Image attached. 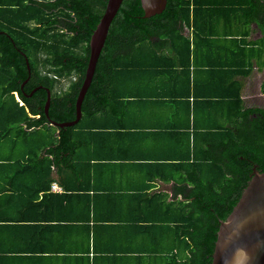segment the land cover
Wrapping results in <instances>:
<instances>
[{
	"label": "trees",
	"instance_id": "trees-1",
	"mask_svg": "<svg viewBox=\"0 0 264 264\" xmlns=\"http://www.w3.org/2000/svg\"><path fill=\"white\" fill-rule=\"evenodd\" d=\"M105 3L0 0V208H7L0 225L57 222L65 210L85 241V251L68 256L79 253L84 262L97 230L122 225L139 238L134 246L93 243L96 256L210 264L219 220L252 167L264 172V108L246 107L242 98L245 79L264 70V0H166L150 17L140 0H122L80 120L52 126L44 88L27 94L47 87L49 118H75L86 43ZM61 78L69 82L57 90ZM156 180L169 192L157 190ZM52 182L61 192L50 191Z\"/></svg>",
	"mask_w": 264,
	"mask_h": 264
},
{
	"label": "water",
	"instance_id": "water-1",
	"mask_svg": "<svg viewBox=\"0 0 264 264\" xmlns=\"http://www.w3.org/2000/svg\"><path fill=\"white\" fill-rule=\"evenodd\" d=\"M122 0H107L103 13L91 32L89 52L82 83L75 98V118L70 121L56 122L48 116L51 91L47 87L37 86L35 90L44 88L46 100L44 115L49 124L55 127H71L78 123L82 116L81 104L91 83L96 62L104 46L112 19L119 9ZM144 17L161 13L166 0H140ZM28 77L30 67L25 57ZM28 77L21 83V89ZM210 264H264V172L252 167V173L242 189L241 194L224 220H219Z\"/></svg>",
	"mask_w": 264,
	"mask_h": 264
},
{
	"label": "crops",
	"instance_id": "crops-1",
	"mask_svg": "<svg viewBox=\"0 0 264 264\" xmlns=\"http://www.w3.org/2000/svg\"><path fill=\"white\" fill-rule=\"evenodd\" d=\"M260 94L262 95L261 92ZM15 96L19 100L16 93ZM262 96L264 97V95ZM161 115L163 117L162 112ZM53 183L56 184V182ZM162 185L170 187L169 184H164L160 180L155 181L157 190H164L163 187H160ZM50 191L61 192V187L55 191L50 187ZM5 211H7L6 207L0 208V212ZM56 214L59 217L57 222L47 224L32 219L23 223L3 222L0 225V264H86L87 262L94 264L93 261L96 264H120L118 259L113 262L102 256H96V252L92 250V244L95 243L97 246L103 244V246L108 245L112 249L116 247V249L126 250L127 248L131 249V245L134 246L133 241L139 240L137 236L127 235L128 232L132 234V228L127 230L122 225L103 228L102 231L96 229L98 233L95 241H89V261L84 262V256H79V253L75 252L77 256H68L73 249L85 251L83 250L84 246H79L85 242L82 237L83 230L78 223L65 221L66 217H63L67 214L65 210Z\"/></svg>",
	"mask_w": 264,
	"mask_h": 264
},
{
	"label": "rangeland",
	"instance_id": "rangeland-1",
	"mask_svg": "<svg viewBox=\"0 0 264 264\" xmlns=\"http://www.w3.org/2000/svg\"><path fill=\"white\" fill-rule=\"evenodd\" d=\"M252 32L250 38L255 39L260 36L258 30H256L255 25H252ZM185 34H188L186 28L183 31ZM264 78V70L258 71L256 68L253 69L251 75L245 79V86L242 92V98L244 100V105L246 107L257 106L264 108V97L259 92V86ZM69 79L61 78L59 86L56 88L59 90L60 88L65 89L68 85ZM165 191L169 192L167 185H162Z\"/></svg>",
	"mask_w": 264,
	"mask_h": 264
},
{
	"label": "flooded vegetation",
	"instance_id": "flooded-vegetation-1",
	"mask_svg": "<svg viewBox=\"0 0 264 264\" xmlns=\"http://www.w3.org/2000/svg\"><path fill=\"white\" fill-rule=\"evenodd\" d=\"M49 1H53V0H49ZM104 1H105V0H104ZM106 1H107V0H106ZM105 4H106V3H105ZM104 7H105V6H104ZM103 10H104V9H103ZM55 12L57 13L58 10H57V9H53L52 14L55 13ZM64 12H65V10H64ZM66 12H69V10L67 9ZM66 12H65V13H66ZM65 13H64L65 19H66V20H69V18L66 17ZM102 13H103V12H102ZM52 14H51V15H52ZM70 15H71V16H74V15H76V14L73 13V11L71 10ZM79 27H81V25H79ZM80 29L83 30V28H80ZM62 31L66 32V30H64V29H62ZM88 43H89V41H88L86 44H88ZM86 44L80 43V44L76 47V49H77L78 51L82 52V49L84 48V46H85Z\"/></svg>",
	"mask_w": 264,
	"mask_h": 264
},
{
	"label": "built area",
	"instance_id": "built-area-1",
	"mask_svg": "<svg viewBox=\"0 0 264 264\" xmlns=\"http://www.w3.org/2000/svg\"><path fill=\"white\" fill-rule=\"evenodd\" d=\"M17 100H18V99H17ZM18 101H19V100H18ZM20 104H22V103L20 102ZM51 188H52L53 191L59 189V187H58L55 183H53V184L51 185Z\"/></svg>",
	"mask_w": 264,
	"mask_h": 264
},
{
	"label": "bare ground",
	"instance_id": "bare-ground-1",
	"mask_svg": "<svg viewBox=\"0 0 264 264\" xmlns=\"http://www.w3.org/2000/svg\"><path fill=\"white\" fill-rule=\"evenodd\" d=\"M68 119V118H67ZM56 121V120H55ZM83 124V123H82ZM80 127V126H79ZM70 134V133H69Z\"/></svg>",
	"mask_w": 264,
	"mask_h": 264
}]
</instances>
